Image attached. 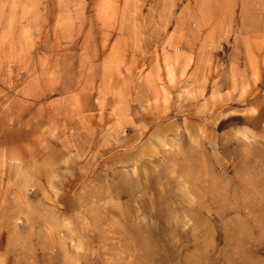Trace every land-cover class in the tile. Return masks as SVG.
I'll return each mask as SVG.
<instances>
[{
  "label": "rangeland",
  "instance_id": "374dc122",
  "mask_svg": "<svg viewBox=\"0 0 264 264\" xmlns=\"http://www.w3.org/2000/svg\"><path fill=\"white\" fill-rule=\"evenodd\" d=\"M0 264H264V0H0Z\"/></svg>",
  "mask_w": 264,
  "mask_h": 264
}]
</instances>
